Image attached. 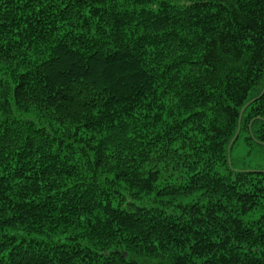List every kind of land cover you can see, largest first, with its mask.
<instances>
[{"label": "trees", "instance_id": "1", "mask_svg": "<svg viewBox=\"0 0 264 264\" xmlns=\"http://www.w3.org/2000/svg\"><path fill=\"white\" fill-rule=\"evenodd\" d=\"M241 139L264 0H0V264H264Z\"/></svg>", "mask_w": 264, "mask_h": 264}, {"label": "rangeland", "instance_id": "2", "mask_svg": "<svg viewBox=\"0 0 264 264\" xmlns=\"http://www.w3.org/2000/svg\"><path fill=\"white\" fill-rule=\"evenodd\" d=\"M232 158L236 168L264 170V146L249 145L241 139L233 149Z\"/></svg>", "mask_w": 264, "mask_h": 264}, {"label": "water", "instance_id": "3", "mask_svg": "<svg viewBox=\"0 0 264 264\" xmlns=\"http://www.w3.org/2000/svg\"><path fill=\"white\" fill-rule=\"evenodd\" d=\"M238 135V134H237ZM237 135L234 137V139L232 140V143H231V145L233 144V142L235 141V139L237 138ZM230 145V146H231Z\"/></svg>", "mask_w": 264, "mask_h": 264}]
</instances>
